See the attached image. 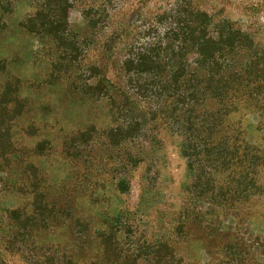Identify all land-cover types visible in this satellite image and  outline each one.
<instances>
[{
	"label": "rangeland",
	"instance_id": "374dc122",
	"mask_svg": "<svg viewBox=\"0 0 264 264\" xmlns=\"http://www.w3.org/2000/svg\"><path fill=\"white\" fill-rule=\"evenodd\" d=\"M161 238L264 264V0H0V264Z\"/></svg>",
	"mask_w": 264,
	"mask_h": 264
},
{
	"label": "trees",
	"instance_id": "16d2710c",
	"mask_svg": "<svg viewBox=\"0 0 264 264\" xmlns=\"http://www.w3.org/2000/svg\"><path fill=\"white\" fill-rule=\"evenodd\" d=\"M205 14V13H204ZM207 17V19H208V21H209V23L211 24L212 23V20H211V18L209 17V16H206ZM208 26V23H205L204 24V28H206ZM211 26H213V27H216L217 26V24H211ZM220 37H223V35L222 36H220ZM99 84H97V86H98ZM182 209V208H181ZM184 210V209H183ZM58 213V212H57ZM178 216H179V220H178V222H180L179 224H178V226L176 227L175 226V224H172V222H170V227H171V230H172V232L173 233H177L178 231H181L182 229L184 230L185 229V225H186V218H185V213H184V211H179V213H178ZM182 220V221H181ZM160 228H163V227H161V226H159ZM176 240H170V242L168 241V240H165V238H161L160 240H158L157 242H156V244H154L153 245V249H154V256H155V258H154V260H153V262L155 263V264H161V260H162V256H161V253H162V251H165V250H167V251H169L168 253H166V254H168L169 255V258H170V260H173L174 259V257H176V254H175V245H176ZM176 260V258L174 259V261ZM164 264V263H163ZM174 264V263H173Z\"/></svg>",
	"mask_w": 264,
	"mask_h": 264
}]
</instances>
